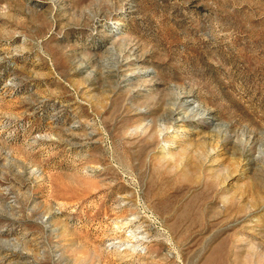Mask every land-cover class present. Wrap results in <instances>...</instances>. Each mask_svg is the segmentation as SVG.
<instances>
[{
	"label": "rangeland",
	"instance_id": "1",
	"mask_svg": "<svg viewBox=\"0 0 264 264\" xmlns=\"http://www.w3.org/2000/svg\"><path fill=\"white\" fill-rule=\"evenodd\" d=\"M131 212L264 264V0H0V264H118Z\"/></svg>",
	"mask_w": 264,
	"mask_h": 264
},
{
	"label": "bare ground",
	"instance_id": "2",
	"mask_svg": "<svg viewBox=\"0 0 264 264\" xmlns=\"http://www.w3.org/2000/svg\"><path fill=\"white\" fill-rule=\"evenodd\" d=\"M183 103L187 108H191L194 105L192 101L187 100H184ZM176 118L178 122H184L185 115L178 113ZM179 127V130L183 131L182 126ZM150 238L151 233L148 229L146 216L131 212L117 221L113 232L109 236L108 247L118 264H155L153 261L147 260L148 254L145 253L151 245ZM22 263L29 264L30 261L24 260Z\"/></svg>",
	"mask_w": 264,
	"mask_h": 264
}]
</instances>
